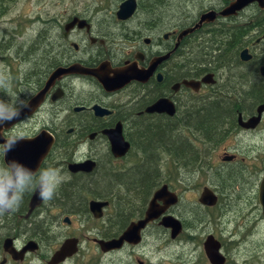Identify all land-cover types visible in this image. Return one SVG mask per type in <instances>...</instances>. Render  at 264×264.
I'll return each mask as SVG.
<instances>
[{"label": "flooded vegetation", "instance_id": "1", "mask_svg": "<svg viewBox=\"0 0 264 264\" xmlns=\"http://www.w3.org/2000/svg\"><path fill=\"white\" fill-rule=\"evenodd\" d=\"M124 1L105 0V4H100L95 0H75L65 6L63 16L54 13L47 19L40 14L31 18L38 29L31 43L19 41L15 38L19 31H15L10 34L12 43L2 47L1 65L6 72L7 68L15 67L19 77L8 76L4 82L7 89L0 90L1 94L4 92L0 99L7 104L19 96L15 101L17 108L35 97L59 67L74 64L92 70L102 67L110 77L128 68L129 80L124 86L109 91L94 76L75 73L62 76L48 89L36 111L11 127L2 128L3 139L22 134L19 140L25 141L44 135L50 148L33 164L32 172L38 176L46 168H59L66 179L50 201L41 199L31 207L35 190H30L24 194L18 210L0 215V264H105L106 260L109 264H211L204 250L209 236L219 242L224 264L232 261L230 241H221L212 234L206 235L201 251L195 248L191 256L182 247L179 254L184 258L177 256L174 260L169 244L185 241L191 235H184L185 221L171 215L172 208L181 199L173 191L170 178L161 177L160 182L159 176L150 194L144 191L146 183L128 190L134 186L133 182L123 181L130 172L144 170L149 155L163 147L158 143L156 149L146 150L148 144L143 140L149 130L159 132L158 138L162 132L171 138H184L192 153L191 138L198 139L197 125L219 126L205 137L218 135L220 143L253 137L261 130L264 112L253 128L243 124L256 117L257 108L264 103L260 102L264 98V92L260 93L264 88L261 74L264 0H254L234 11L231 5L236 0H178V5H172L169 0H134L131 15L119 19L117 12ZM1 11L7 13L3 8ZM14 21L19 23L18 19L11 22ZM43 28L47 39L40 37ZM3 33H7L5 27ZM14 46L18 47L16 52ZM37 50L41 51L40 57L36 56ZM232 70L240 72L242 81L251 77L258 93L252 89L243 98L239 96L230 87ZM185 82L197 85L187 86ZM161 100L164 103L160 111L148 110ZM218 100L225 102L215 103ZM212 113L219 117H210ZM116 128L129 146L120 157L111 152L107 134ZM207 144L209 149L219 147L210 140ZM165 146L168 150L164 151L171 154L169 148L174 145ZM223 150L224 160L236 163V153L228 155L227 148ZM85 162L88 163L85 169L93 164L89 171L72 172L73 165ZM195 162L193 155L182 162L179 156H174L167 164L179 171L195 167ZM4 163V156H0V165ZM105 172L116 181L114 198L96 194L97 190L89 187ZM157 172L160 173L158 169ZM163 185L177 196L178 202L140 229L132 242L121 241L130 224L144 219L150 200ZM72 188L79 192L75 205L71 203ZM127 193L133 194L136 200L123 204ZM91 201H105L108 205L102 213L92 212ZM158 204L162 205L160 201ZM167 216L181 223L182 230L176 236L160 224L161 218ZM74 219L80 228L73 227ZM151 227L157 228L153 235ZM151 238L161 245L151 246ZM67 240L74 241L75 245L62 260L56 261L55 255ZM112 240L119 242L112 249L104 250L100 242ZM44 244L48 252L42 254Z\"/></svg>", "mask_w": 264, "mask_h": 264}, {"label": "rangeland", "instance_id": "2", "mask_svg": "<svg viewBox=\"0 0 264 264\" xmlns=\"http://www.w3.org/2000/svg\"><path fill=\"white\" fill-rule=\"evenodd\" d=\"M73 1L75 0L5 1L4 9L7 13L0 15V56L4 55L3 45L7 46L12 43V35H10L12 32L19 31V35L15 36V38L25 43H31L38 30L36 26H33L35 24H32L31 18L40 14L47 19L54 13L58 17L63 16L65 6L71 5ZM95 1L105 4V0ZM147 1L151 2V0H144V2ZM177 1L169 0V3L178 5ZM16 19H18L19 23L16 21L11 22ZM41 26L39 25V27ZM4 27L7 31L6 34L3 33ZM40 37L48 38V34L45 33L44 28L41 30ZM17 48L14 46L13 50L16 52ZM22 50L19 49L18 51L22 52ZM196 50L198 52L199 48ZM40 53L41 51L37 50L36 56L40 57ZM239 71L242 72L243 70ZM240 72L236 70L231 71L230 87L232 89L235 88L239 92L238 95L243 98V94L250 93L256 86L249 76L246 77L248 80L242 81L239 77ZM8 76L18 79L19 74L15 67L7 68L6 72L0 62V85L4 84V86H0V90L3 88L7 89V84L4 82L8 81ZM254 90L257 94L258 89ZM3 94L4 92L0 93V96ZM220 102L225 101L218 100L215 103L219 104ZM214 116L215 118L219 117V115L216 116L214 113L210 117ZM58 120H60L59 117L57 118ZM36 126V128L39 127V125ZM208 127L212 129L211 132L219 128L215 123L207 124L205 130ZM158 133L156 130L150 133L149 130L144 136L143 141L146 142L149 141V138H152L156 145L159 143L163 147L161 146L162 148L157 149L155 153L149 155V162L145 163L148 166L144 170L130 172L129 177H125L123 182H133L134 186H130L131 188L128 189L130 190L137 185L144 186V183L151 182L152 180L157 181L160 174L165 179L170 178L173 191L177 192L181 199L179 204L172 208L171 215H178L181 221H185L184 223L189 225V227L184 228L186 230L184 235H191L185 241L178 240L169 244V247L172 248L170 253H172L173 259L175 260L177 256L184 258L179 254V250L182 247L183 251H190L189 255L191 256L195 248L201 251V244L204 242L206 235L212 234L221 241H230L231 246H228L232 258L230 264H264V217L262 216L257 198L259 184L264 173V123L261 126V130L255 133L253 137L243 136L238 138L237 141L227 139L225 142L219 143V147L217 145L216 148L213 147L211 149L208 148L210 143L208 145L203 137H199L198 139L192 137L191 147H194V153L190 151L189 147H186L184 144L186 140L184 138H171L167 132H162V135L158 138ZM161 139L163 140L160 141ZM166 144L174 145V148H169L170 153L173 152L172 154L164 151L168 150V147L165 146ZM224 147L227 148L226 152L228 155L236 153V163H227L224 160ZM192 155L196 158L197 156L200 157L201 163L199 162L197 167H187L175 171L167 164L168 159L174 156H179V162H182L184 158H192ZM158 163L159 166L157 167ZM199 164L201 165L200 167ZM157 169L160 173L157 172ZM92 183V186L89 187L92 190L96 189V194L99 193L100 195L112 196L114 198L113 192L116 181L108 172L98 175ZM116 188L118 189L119 185ZM204 188H208L217 197L216 205L206 206L199 203L198 199ZM71 193L73 194L71 203L75 205L78 202L76 198L79 194L78 189L72 188ZM135 200L133 194L127 193L125 194L123 204L126 201L127 203L130 201L131 203ZM122 206L124 207L125 205ZM79 225L80 223L74 219L73 227L80 228ZM150 229L153 231L152 235L155 234L157 228L151 227ZM245 230L246 232L243 234ZM230 233L231 236L229 235ZM232 234L236 235L233 236ZM163 238H166V236ZM237 238H244V240L238 243L232 241ZM150 245H161V242L159 244L154 241V238H151ZM47 252L48 248L44 244L41 253ZM105 264H109V262L106 260Z\"/></svg>", "mask_w": 264, "mask_h": 264}, {"label": "water", "instance_id": "3", "mask_svg": "<svg viewBox=\"0 0 264 264\" xmlns=\"http://www.w3.org/2000/svg\"><path fill=\"white\" fill-rule=\"evenodd\" d=\"M254 0H236L234 4L231 5V8H233V11L235 8H241L242 6L252 2ZM134 0H126L124 1L117 12L119 19H126L128 18L133 9H134ZM232 12V10L230 11ZM80 74V75H89L94 76L98 79L100 84L109 91L116 90V88H120L122 85L129 80V69H123L115 72L113 77L108 76L107 72L103 70L101 67L100 70H92L82 67L79 64H74L68 67H59L56 70H54L48 77V79L45 82L44 87L36 94L35 97H33L30 102L28 103V107L22 109L20 111V115L17 119H13L12 121L5 123L2 127H0V144L4 143V140L1 136V130L2 128H9L15 123H17L21 118L30 115L33 113L38 106L43 102L44 96L48 89L54 84V82L61 78L62 76H66L69 74ZM261 74L264 76V67L261 68ZM187 86L197 85V83H188L185 82ZM163 101H158L154 105H152L150 108H148L149 111H160L161 107L163 105ZM160 109V110H159ZM264 112V103L261 104L257 108V116L250 119L247 123H244L243 126L246 128H253L255 124L259 121L261 114ZM110 141L111 146V152L116 157L123 156L129 146L121 137L120 129L116 128L113 131H110L107 133ZM50 142V141H49ZM50 143H47L45 141L44 135L39 134L33 139L21 141L19 140L13 149L9 151L4 157L5 163L15 161L18 164L22 165L24 168L28 170H33L35 167H32L33 164L41 159L45 153L49 150ZM25 161V163L21 162ZM88 163L85 162L83 164L79 165H73L72 172H75L76 170H90L91 166L88 167V169H85L87 167ZM32 167V168H31ZM85 167V168H84ZM258 204L261 208L262 216L264 217V173L261 178L259 188H258ZM41 198L39 197V194L37 191H35V194L33 196L31 207H34L40 202ZM158 201L162 203V205L158 204ZM199 203L206 206H214L217 203V197L214 195L212 191H210L208 188H204L202 193L199 196L198 199ZM178 202V198L174 193H170L168 191V187L166 185H163L159 190H157L152 199L150 200L148 207L144 214V219L137 222L132 223L128 226L126 229V232L124 233L123 237L120 238L121 241H128L132 242L134 238H137L138 231L145 228L146 224L156 220L160 215L165 213L167 209L170 206L175 205ZM108 205V202L103 201H91L90 202V210L92 212H98L102 213V209ZM160 224L166 228H169L172 230V236H176L181 230L182 226L179 220L172 216L162 217ZM136 231V233H135ZM133 238V239H132ZM119 242L118 240H112L109 242H100L102 246H104V250L112 249L114 245ZM6 244L9 243V240H6ZM75 245V242L72 240H67L63 243L62 247L60 248V251L57 252L55 255V260H62L67 252H70L71 248ZM220 244L218 241L214 240L212 236H209L204 244V250L206 253V256L208 257L211 264H224L225 259L220 253ZM13 253V252H12Z\"/></svg>", "mask_w": 264, "mask_h": 264}, {"label": "clouds", "instance_id": "4", "mask_svg": "<svg viewBox=\"0 0 264 264\" xmlns=\"http://www.w3.org/2000/svg\"><path fill=\"white\" fill-rule=\"evenodd\" d=\"M17 99L19 96H15L7 104L0 99V127L13 119H17L21 109L28 107V101L25 100L22 107L17 108L15 106ZM22 138V134L9 135L4 143L0 144V156L6 157L7 153ZM65 179L66 177L61 175L59 168H46L40 171L37 176L15 161L0 165V215L18 210L24 194L30 190L37 191L39 197L44 201H50Z\"/></svg>", "mask_w": 264, "mask_h": 264}, {"label": "trees", "instance_id": "5", "mask_svg": "<svg viewBox=\"0 0 264 264\" xmlns=\"http://www.w3.org/2000/svg\"><path fill=\"white\" fill-rule=\"evenodd\" d=\"M5 1H11V2H13V1H16V0H0V15H3V13H2V11H1V8H5ZM261 92H264V89H261V91H260V93ZM264 101V98H262V100L260 101V102H263ZM207 126V124H201V125H197V132H196V134H197V136H198V138L199 137H203L204 138V140H206V141H208V140H210V142L211 143H214V144H219L220 143V138H219V136L218 135H216V136H214L213 138H206L205 137V135L208 133L209 134V132H211L212 131V129H209V127H208V129H206L205 130V127ZM204 128V129H203ZM145 144H148V147L147 146H145L146 147V150H153V149H156V143H155V141H154V139H152V138H149V141H147V143H145ZM173 152H171V154H172ZM149 160V158L145 161V163H147V162H149L148 161ZM200 162V157L199 156H197V158H196V162H195V165H196V167H197V164ZM146 166V165H145ZM148 166V165H147ZM146 166V167H147ZM157 167H158V164H157ZM190 167V166H189ZM191 168H192V166H191ZM161 174H160V182H161ZM167 180V179H166ZM166 182V181H165ZM157 184V181L156 180H152L151 182H148V183H146L145 184V188H144V191H146V193H149L150 194V192L152 191V188H154V186ZM145 194V193H144ZM187 227H189V225H185V228H187Z\"/></svg>", "mask_w": 264, "mask_h": 264}, {"label": "bare ground", "instance_id": "6", "mask_svg": "<svg viewBox=\"0 0 264 264\" xmlns=\"http://www.w3.org/2000/svg\"><path fill=\"white\" fill-rule=\"evenodd\" d=\"M229 73H230V72H229ZM107 74H108V73H107ZM191 83H195V84H196V82H191ZM35 96H36V95H35ZM29 102H30V101H29ZM29 102H28V103H29ZM40 105H41V104H40ZM40 105H39V106H40ZM39 106H38V107H39ZM22 109H24V108H22ZM22 109H21V110H22ZM36 110H37V109H36ZM36 110H35V111H36Z\"/></svg>", "mask_w": 264, "mask_h": 264}]
</instances>
